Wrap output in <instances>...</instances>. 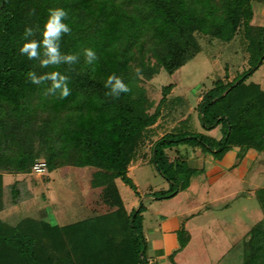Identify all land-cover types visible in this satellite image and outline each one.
Listing matches in <instances>:
<instances>
[{
    "label": "trees",
    "instance_id": "16d2710c",
    "mask_svg": "<svg viewBox=\"0 0 264 264\" xmlns=\"http://www.w3.org/2000/svg\"><path fill=\"white\" fill-rule=\"evenodd\" d=\"M252 1L0 0L1 166L14 172L32 171L33 162L44 153L49 170L64 164L93 165L120 177L139 195L128 167L145 136L164 110L175 118L189 110L185 94L167 96L173 83L162 86V96L154 104L142 79L161 69L172 73L193 58L202 49L197 33L229 41L241 27L251 65L231 80H214L195 106L203 129L219 126L221 136L194 130L187 117L178 129L154 139L148 160L169 187L150 194L171 197L186 189L198 172L182 154L170 158L168 148L186 144L219 158L238 146L239 160L251 147L264 150V90L259 83L246 81L264 60V23H251ZM53 7L66 10L65 22L71 28L61 34L59 50L76 54L77 60L42 67L38 58L29 59L19 47L25 39H41L48 9ZM26 25L33 27L28 37L23 35ZM86 47L96 52L91 64L85 60ZM53 70L69 77L66 97L60 98L58 90L46 95L51 81L33 83L26 76L29 71L40 75ZM109 74L129 84L130 91L106 94ZM14 183L15 202L24 194ZM257 192L264 212V187ZM100 195L112 208L92 212L79 223L83 264H149L142 198L127 212L113 179ZM34 213L14 224L0 217V264H76L62 227L48 214ZM184 233L179 231L181 245L187 240ZM249 235L243 264H264V216ZM47 238L49 243L44 242Z\"/></svg>",
    "mask_w": 264,
    "mask_h": 264
},
{
    "label": "rangeland",
    "instance_id": "374dc122",
    "mask_svg": "<svg viewBox=\"0 0 264 264\" xmlns=\"http://www.w3.org/2000/svg\"><path fill=\"white\" fill-rule=\"evenodd\" d=\"M256 6L258 10L264 8V0H253L252 10ZM263 19L264 17L257 13L254 14V18H251V22L259 23ZM245 38L242 27L239 28L236 35L229 41L219 37L214 38L197 33V39L202 49L172 73L161 69L158 74L153 75L151 78H143L141 83L146 88L147 95L154 101V104H157L162 96V86L173 83V88L167 96L185 94L189 102V110L185 116L190 118L193 116L196 119L197 111L195 106L203 90L210 87L212 82L218 78L223 77L225 80L233 79L238 73L251 65L249 60L250 54L248 53V49H246L247 40ZM263 78L264 62L246 78V81H260ZM166 110L162 112L163 115L158 118L157 123L151 126L150 131H148L147 136H145L141 143L138 156L133 159L129 168V174H131V178L135 182L139 195L146 206L143 214L146 220L147 230L149 234L152 232V229L148 227L156 225L157 220L160 218V212L168 213L169 215L179 213L183 223L198 222L202 228L207 223L208 225H212L215 229L214 231H218V227L221 224L229 223L228 228H225L222 232L226 233L216 238L222 242V245L226 242L224 248L227 250L225 255L223 252L218 254V256L224 255L221 259L223 264H243L241 233L243 232L245 235L264 216L259 194L253 190L256 184H264V172L253 175L249 172L244 179L240 180L234 178L235 180H232L233 184L244 190L243 194L235 199L233 196L222 198L215 201L214 204L216 203V205H212L211 207L210 205L209 207L204 206L197 210L191 208L206 203V201L211 199V196H215L217 193L213 189L206 195L205 190L202 187L200 189L199 183H196V189L191 187L183 189L171 197H153L149 193L150 189H166L169 187V182L157 171L154 164L149 162L150 144L166 131H173L178 129L179 126H182L181 120L179 122L174 114ZM217 133L216 130L211 132L213 135H217ZM37 142L38 140H35L36 144H38ZM167 152L170 158L176 156L175 150L172 148H169ZM38 159L45 160L44 153ZM64 165L66 167L62 165V168L47 169L44 173H35L32 171H9L0 164V217L14 224L22 218L24 219L30 215H35L34 212L37 214V211L45 214L44 205L48 204L47 194L50 190L47 184L48 182H52L55 187L51 190V195L55 198L56 202L53 205H48L47 210L49 212L47 213L54 221L60 219L65 224L78 218L88 217L92 212H105L110 210L112 207L102 201L100 192L104 185L111 179L115 183L118 181L121 190L120 195L124 197L127 203L136 194L134 189L120 177L113 178L103 168L93 165L79 167L73 164ZM61 175L68 177L64 179ZM13 183L16 184L18 189L23 190L24 198L20 201H12L13 193L11 186ZM224 203H227L226 207L219 206V204L222 205ZM123 204L125 207L124 201ZM91 207L93 210H91ZM82 220L72 222L62 228V237L71 247L72 256L76 264L84 263L81 256V248H78L79 241L81 240L79 223ZM249 236L247 237L249 238ZM183 237H185V233ZM237 237L238 241L235 243ZM203 239L205 240V238ZM176 240L179 248L174 254L176 260L174 259V255L172 257L173 262L176 263L177 261L185 264L209 262L210 252L205 251L204 245L196 248L194 247L196 244L192 243L182 249L180 247L183 245L180 244L179 237ZM45 241L49 243L50 239H44ZM211 255H214V253H211Z\"/></svg>",
    "mask_w": 264,
    "mask_h": 264
},
{
    "label": "crops",
    "instance_id": "0c3cea01",
    "mask_svg": "<svg viewBox=\"0 0 264 264\" xmlns=\"http://www.w3.org/2000/svg\"><path fill=\"white\" fill-rule=\"evenodd\" d=\"M257 6L253 9L252 18H254V14H257V13L261 14L264 17V8H262L261 10H258ZM251 23L256 24V25H262L264 23V19L262 20V22H259V23L258 22L257 23L251 22ZM253 82L259 83L260 87L264 90V78L260 81H253ZM200 98H201V95L198 97L197 102L200 100ZM187 117L188 116H182L178 118L177 120H179V122L181 120V124H184L186 122ZM155 123H157V121ZM190 124L194 130L206 132L207 134L212 135L216 138H219L221 136V130L219 126H216L215 128H212L210 130L203 129L198 119L197 112H196V119L192 116ZM215 130L218 132L217 135L211 134V132ZM172 149L175 150V153H176L175 155H178L179 153L182 154L186 158L188 165L195 167L198 170V172L191 177L187 188L191 187L193 189H196V186H197L196 183H199L200 189L203 188V190H205L206 195H208L209 192H211V190L213 189L217 191L216 195L211 196V199L206 201V203L197 205L195 207H191L192 209L195 208L197 210L204 206L209 207V205L211 207L212 205H216V203L214 204L215 201H218L225 197L233 196V198L235 199L241 196L244 190L236 187L233 184L232 180H235L236 178L239 180L244 179L246 174L249 172L252 175L264 172V150H258V149L251 147L248 149L245 156L241 160H239L237 158V151L239 149L238 146H234L231 149H228L219 158H215L212 153L205 152L200 147H192L186 144H180L178 146H174L172 147ZM63 167H66V165H63ZM59 168H62V166H60ZM129 168H130V165L128 167V174L130 173ZM129 175L131 176V174ZM61 176L64 179H67L68 177V176L66 177L65 175H61ZM116 183L119 188V192L121 194L118 181ZM47 184L50 190H49V193L47 194L48 204L44 205L46 214H48L47 212H49L47 210L48 205L49 204L53 205L56 202L55 198L52 197L51 195V190H53L55 187L53 186L52 182H48ZM262 187H264V184L263 185L256 184V187L253 190L254 192H256L258 191V189ZM149 191L151 192L153 190L150 189ZM121 197L128 211H130L133 207H135L138 204L139 199L141 198L140 195L135 194V196L131 198L130 201L127 203L122 195ZM226 204L227 203H224L222 205L219 204V206L226 207ZM91 210H93L92 207H91ZM86 217L87 216L69 221L68 224L72 222L80 221ZM259 220H261V218ZM55 222H57L62 228L65 225H68L67 223L65 224L64 221L60 219L55 220ZM145 222L146 220L143 214V232L147 240L146 255H147L149 264H174V262L172 261L173 260L172 257L175 254L176 250L179 248L178 247L179 245L176 239L179 237V231L181 229H184L187 240L184 243V245L181 246L180 248L183 249L187 247L188 244H192V243L196 244L194 246L196 248L204 245L205 251L210 252V255H209L210 259L208 263H202V264H223L221 259H222V256L224 257L225 252L227 251L224 248L226 242H224L223 243L224 245H222V242L219 241V239L217 240L216 238L221 237L223 234L226 233V232L225 233H222V232L224 231L225 228H228L229 223L221 224L219 227L217 226L218 231H214L215 229L212 227V225H208L207 223L204 226V228H202V226H200V223L198 222L197 223L195 222H184L183 223L181 221L179 213L178 214L173 213L169 215L168 213L160 212V218L157 220L156 225L148 227L149 229H152V232L149 234ZM249 232H250V229L245 233V235L243 234V232L241 233L240 239L242 240L241 241L242 251H244V242L248 239L247 236L249 235ZM215 233H218V234H215ZM198 237L199 239H197ZM203 238H205V240ZM237 241H238V237L235 243ZM223 252H224V255L218 256V254L223 253ZM211 253H214V255H211ZM174 259H175V255H174ZM242 259H243V254H242ZM176 263L185 264V263L177 262V261ZM188 264H195V263H188Z\"/></svg>",
    "mask_w": 264,
    "mask_h": 264
},
{
    "label": "clouds",
    "instance_id": "9594fccd",
    "mask_svg": "<svg viewBox=\"0 0 264 264\" xmlns=\"http://www.w3.org/2000/svg\"><path fill=\"white\" fill-rule=\"evenodd\" d=\"M67 12L63 7H53L48 9V17L43 24L41 39H25L20 45L19 51L26 54L29 59L38 58L39 64L43 66L58 65L61 62L72 63L77 60V55L73 53H61L59 50V38L62 33L70 32L71 28L69 23L65 22ZM33 27L26 25L23 35L25 37L31 36ZM39 47V51H38ZM85 60L91 64L96 59V52L91 47L83 49ZM139 72V69H136ZM27 78L33 83L41 81H51L50 85L46 88L45 94L56 93L60 98L66 97L69 94V77L62 72L53 70L40 75L33 71L26 74ZM105 87L109 89V93L113 96H118L120 92H129V84L124 82L119 76L109 74L105 80Z\"/></svg>",
    "mask_w": 264,
    "mask_h": 264
},
{
    "label": "built area",
    "instance_id": "2783aa9c",
    "mask_svg": "<svg viewBox=\"0 0 264 264\" xmlns=\"http://www.w3.org/2000/svg\"><path fill=\"white\" fill-rule=\"evenodd\" d=\"M47 170V162L44 159H37L32 164V172L44 173Z\"/></svg>",
    "mask_w": 264,
    "mask_h": 264
}]
</instances>
